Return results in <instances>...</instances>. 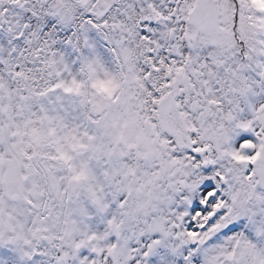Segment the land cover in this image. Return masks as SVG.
<instances>
[{
    "label": "snow or ice",
    "instance_id": "snow-or-ice-1",
    "mask_svg": "<svg viewBox=\"0 0 264 264\" xmlns=\"http://www.w3.org/2000/svg\"><path fill=\"white\" fill-rule=\"evenodd\" d=\"M0 264H264V0H0Z\"/></svg>",
    "mask_w": 264,
    "mask_h": 264
}]
</instances>
